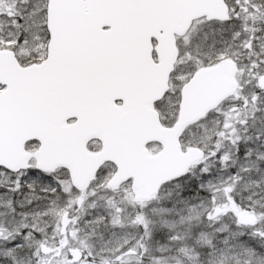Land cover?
Listing matches in <instances>:
<instances>
[{
	"label": "snow or ice",
	"instance_id": "obj_1",
	"mask_svg": "<svg viewBox=\"0 0 264 264\" xmlns=\"http://www.w3.org/2000/svg\"><path fill=\"white\" fill-rule=\"evenodd\" d=\"M0 264H264V0H0Z\"/></svg>",
	"mask_w": 264,
	"mask_h": 264
}]
</instances>
